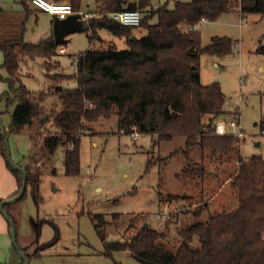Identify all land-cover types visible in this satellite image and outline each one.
Returning <instances> with one entry per match:
<instances>
[{
    "label": "rangeland",
    "instance_id": "obj_1",
    "mask_svg": "<svg viewBox=\"0 0 264 264\" xmlns=\"http://www.w3.org/2000/svg\"><path fill=\"white\" fill-rule=\"evenodd\" d=\"M176 1L183 0H151V9L164 4L171 9ZM87 3L92 10L91 19L101 20V2L98 7L95 0ZM29 7L32 12L25 23L23 40L38 44L52 36L53 17L31 4ZM81 10L87 11L85 2ZM137 10L142 16L146 14V10ZM89 24L90 21L84 32L66 37L67 44L60 46L65 53L56 52L52 57L50 64L57 62L59 66L52 68L49 74L74 73L73 68L62 70L61 67L71 64L78 54L89 48L126 49L124 38L113 35L106 27L90 28ZM181 28L186 30L187 25L181 24ZM196 30L201 47L210 44L212 37L230 39L231 50L226 55H200V82L220 85L224 104L223 115L217 121L235 120L239 124L243 132V137L238 138L239 156L245 159L258 155L264 159V54L257 51L264 45V15H242L234 10L213 21L198 22ZM132 31L137 38L146 34L141 27H134ZM2 63L0 51V65ZM44 64L43 58L22 61L20 81L33 94L45 92L42 105L46 112L59 110L61 103L56 88H76L78 76L54 81L47 76ZM0 76L7 77L4 68H0ZM8 90V83L0 79V96ZM14 107L15 102L8 105L5 99L0 100V123L6 131ZM87 128L89 131L80 139V172L73 176L65 174L64 147L58 146L52 155L40 158L41 138L35 136L44 129L54 132L56 129L49 123L7 135L12 161L20 168L30 165L38 172L40 180L37 204L28 184L20 200L6 205V211L15 220L18 246L29 256L28 264H144L123 251L107 254L106 245L124 242L148 227L165 232L166 238L160 246L172 250L180 242L179 229L203 221L209 214L232 211L236 207L237 199L229 185L236 170L235 154L216 161L213 158L211 162V153L206 151L203 161L207 174L201 176L196 169L191 175V171L183 172L185 159L181 154L159 159L183 148L184 135L161 142L149 134H137L133 138L131 134L118 131L115 114L87 123ZM31 155L35 157L33 160L29 159ZM149 161L153 164L145 172ZM16 189L14 175L0 152V205L12 199L9 196ZM169 194L185 197L170 200ZM95 215H101L106 224L104 240L94 228L92 217ZM190 245L199 247L197 238H193ZM0 264H21L12 245L9 224L1 211Z\"/></svg>",
    "mask_w": 264,
    "mask_h": 264
},
{
    "label": "trees",
    "instance_id": "obj_2",
    "mask_svg": "<svg viewBox=\"0 0 264 264\" xmlns=\"http://www.w3.org/2000/svg\"><path fill=\"white\" fill-rule=\"evenodd\" d=\"M51 1H68L75 13L81 11L82 0ZM18 2L22 6L20 12H5L0 8L3 53L0 68L7 72V77L0 79L9 87L0 100L5 99L8 105L15 102L6 135L49 123L56 129L54 132L44 129L35 136L41 138L40 158L52 155L58 146L64 147V170L68 176L80 172V139L89 131L87 123L113 114L122 133L149 134L156 136L158 142L184 135L183 148L159 159L166 160L179 153L185 159L183 172L191 171V175L196 169L201 176L207 174L203 161L206 151L211 153V162L213 158L216 161L236 155V170L229 180L237 199L232 211L209 214L205 220L179 229L180 242L172 250L160 246L166 238L165 232L146 227L124 242L107 244L106 253L123 251L154 264H264V159L258 155L243 159L238 154V138L214 133L212 125L223 115L224 95L217 82L206 85L200 82V55H226L231 50V41L227 37H212L210 44L201 47L200 34L193 28L203 19L213 21L234 10L242 15H264V0H183L176 1L171 9L166 4L151 9V0H100L102 18L97 22L91 19L89 27H106L113 35L124 38L127 47L121 51L89 48L76 56L77 70L70 75L49 74L59 66L57 62L50 64L60 47L52 36L38 44L23 40L31 3L30 0ZM137 9L146 10L138 26L146 34L140 38L134 35V27L112 26L107 17L111 12ZM181 24H186L187 29L183 30ZM257 51L264 54V45ZM36 58L45 59L47 76L54 81L78 76L76 88H56L61 103L59 110L46 112L42 105L45 92L33 94L20 81V63ZM44 115L48 117L46 122L41 121ZM0 152L16 181L17 189L11 196L14 197L21 188L22 174L11 168L1 134ZM152 164V161L147 163L145 172ZM22 170L37 204L39 174L30 165ZM184 197V194L168 195L170 200ZM6 209L5 205L3 211L15 224ZM92 220L97 234L104 240L106 224L102 216L95 215ZM193 238H197L199 247L190 245Z\"/></svg>",
    "mask_w": 264,
    "mask_h": 264
},
{
    "label": "built area",
    "instance_id": "obj_3",
    "mask_svg": "<svg viewBox=\"0 0 264 264\" xmlns=\"http://www.w3.org/2000/svg\"><path fill=\"white\" fill-rule=\"evenodd\" d=\"M31 5L36 8L48 13L53 18H58L59 20L65 19L67 16L72 14H77L80 20L89 22L92 18L91 14L88 12L79 11L75 13L72 9L71 4L68 1L54 2L51 0H30ZM107 17L110 19L111 23L115 22L118 26L124 27H138L141 19L142 13L138 10H122L118 12H111L107 14ZM201 21H208L203 19ZM197 24L193 25V28H196ZM58 54H64L65 51L62 47L57 49ZM67 68H73L72 72L77 70V58L75 57L72 60L71 64L66 65L62 70ZM213 130L216 135H228L231 134L236 138H242L243 132L241 131L239 124L235 120H229L227 122L217 121L213 125ZM133 138L137 137V133L131 134ZM264 240V236H262Z\"/></svg>",
    "mask_w": 264,
    "mask_h": 264
},
{
    "label": "water",
    "instance_id": "obj_4",
    "mask_svg": "<svg viewBox=\"0 0 264 264\" xmlns=\"http://www.w3.org/2000/svg\"><path fill=\"white\" fill-rule=\"evenodd\" d=\"M111 25L117 26V24L115 22H112ZM87 28H88V23L83 21V20H80L78 18L77 14L69 15L65 19H62V20H59L58 18H54V20H53V34H52L54 43L57 46H63L65 44H67V42H68V39L66 38L68 35L75 33V32H78V33L84 32ZM130 39L131 40L134 39V36H131ZM46 120H47V115H44L42 117L41 121L45 122ZM212 128H213V125H212ZM0 134L4 139L6 156H7V159H8V162H9L11 168L14 170H18L22 174V185H21V188H20L18 194L16 196L12 197V199H10V200L3 201L0 205V211L9 224L13 248L15 249V251L20 256L23 264H28V261H27L25 254L22 253L21 249L18 246L15 225H14L13 221L3 211V207L5 205H7L9 203H13L17 200H20L21 197L23 196V194L26 190V184H27L26 175L23 172L22 168L17 166L12 161V159L10 157V149H9V145H8L6 130H5V126L2 123H0ZM140 261L144 264H154L153 262L146 261V260H140Z\"/></svg>",
    "mask_w": 264,
    "mask_h": 264
},
{
    "label": "crops",
    "instance_id": "obj_5",
    "mask_svg": "<svg viewBox=\"0 0 264 264\" xmlns=\"http://www.w3.org/2000/svg\"><path fill=\"white\" fill-rule=\"evenodd\" d=\"M88 1H90V0H82V4L84 2L86 3V7H87V11L86 12H89L90 13V11H92V10H89V8H90L89 6L90 5L87 3ZM95 1H96V7H98L99 6V3H100V0H95ZM130 1L131 2H134L135 0H130ZM19 6L20 5H19L18 0H0V8L2 10H4L5 12H13V13L20 12L21 9H20ZM82 12H84V11H82ZM53 20H54V18H53ZM11 196H9V197H11Z\"/></svg>",
    "mask_w": 264,
    "mask_h": 264
}]
</instances>
